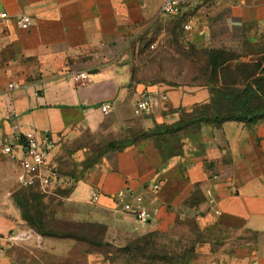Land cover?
Masks as SVG:
<instances>
[{
  "label": "crops",
  "instance_id": "0c3cea01",
  "mask_svg": "<svg viewBox=\"0 0 264 264\" xmlns=\"http://www.w3.org/2000/svg\"><path fill=\"white\" fill-rule=\"evenodd\" d=\"M163 2L0 0V15H6L0 18V149L12 147L18 176L19 139H47L48 163L60 177L51 195L60 200L56 220L99 225L118 236L171 234L181 226L183 235L187 229L193 240L205 238L195 240L189 264H264V120L202 125L180 135L175 154L160 152L151 140L97 154L85 142L101 131L103 105H112L110 118H135L133 106L148 86L162 90L167 101L139 118L146 130L179 122L223 86L207 81L210 68L179 87L133 79L129 43L161 17ZM21 15L31 19L29 30L19 28ZM182 15L191 26L182 35L187 46L231 56L222 67L230 73L232 64L251 62V48L264 40V0H186ZM80 72L85 80L67 79ZM11 82L19 88L9 90ZM245 85L239 79L234 88ZM137 195L147 209H157L150 224L122 211ZM1 197L12 202L7 193ZM9 215L0 213L7 229ZM239 236L247 240L215 246L220 237Z\"/></svg>",
  "mask_w": 264,
  "mask_h": 264
},
{
  "label": "rangeland",
  "instance_id": "374dc122",
  "mask_svg": "<svg viewBox=\"0 0 264 264\" xmlns=\"http://www.w3.org/2000/svg\"><path fill=\"white\" fill-rule=\"evenodd\" d=\"M184 24L185 15H181L179 18L161 16L155 20L151 28H144L141 33L131 40V43H129L132 54L131 69L135 81L147 80L143 83H147V85L163 83L172 87H179L185 81H196L197 75L206 71L205 54L192 50L182 37L185 34L182 29ZM250 53L253 55L251 62H241L239 66L232 64L230 68L234 71L231 72L234 73L237 68H240V71L236 72L244 77L246 72L252 70H246L242 65H252L257 61H263L264 40L251 48ZM186 114H188L187 111L181 116ZM158 126L162 127L146 130L143 128L142 119H139V117L110 118L107 116L99 135L93 140L87 139L85 142L92 144L93 152L97 154L108 147L139 144L146 135L148 136L154 131H158V134L162 136L166 135L167 131H172L169 125L161 124ZM174 138L173 136L164 137V141L170 142L171 140L170 144L177 146V144L174 145L176 141H173ZM179 142L181 141L179 140ZM18 177L14 159L10 157L0 159V213L6 214L7 212V214H10V224H12L11 229H7L5 226L8 223L0 218V264L185 263L184 256L181 254L182 249L189 246L194 238L187 235V229H185V235H183L181 226L171 234L157 232L147 234L150 235V239L144 240L148 243L154 242L156 245L160 244L168 248V251H166L160 246L156 252H151L150 249H146V246L141 247L138 244V241L143 240L147 235L118 236L108 233L105 228L99 225L56 220L54 210L59 205L60 200L55 201L51 195L45 194H42L44 197L37 195L39 200L36 204H39L43 216V224L37 229H41L43 233L53 232L55 235H58L56 232H62L67 236L47 237L41 235L36 228L29 227L21 218L22 211L17 203L23 196L30 200L36 193L21 187L18 183ZM6 193L12 197V202L1 197ZM17 213L19 217L15 215ZM30 216L33 217L34 213H31ZM188 227L193 231V234H196V229L192 224H189ZM22 233L27 235L28 239L26 241L14 240L16 235ZM156 238H158V241H156ZM199 240L204 241L205 238L198 237ZM245 240L247 238L241 236L220 237L215 242V246L218 247L222 244L239 245ZM172 253L181 256L179 260L175 259Z\"/></svg>",
  "mask_w": 264,
  "mask_h": 264
},
{
  "label": "trees",
  "instance_id": "16d2710c",
  "mask_svg": "<svg viewBox=\"0 0 264 264\" xmlns=\"http://www.w3.org/2000/svg\"><path fill=\"white\" fill-rule=\"evenodd\" d=\"M203 53L206 56V60L204 61L207 65L206 71L208 70V68H210V76L207 81L217 84L220 81L223 86L213 91V97L208 104L195 107L193 110L187 112L188 114H186L185 116H181L179 122L173 125H169L172 127H170V129H172L171 132L167 131L165 133L166 135L162 136L158 134V131H154L151 132V134H149L148 136H145L143 141L151 140L155 147L160 150V152H167V150H171L170 153L172 154L178 153L181 146V142H179V140L181 141L180 135L189 132H197L202 125L208 124L218 127L221 124L230 121L244 124H254L258 121L264 120V60L257 61L252 65H242L244 69L252 70L251 72H246V75L244 74L245 76L243 77L236 72L240 71V68H237L234 73H230L228 71V68H222L226 63L232 60L231 56L221 52ZM218 71H220L219 74ZM239 79H242L244 82H246V85L242 89L234 88ZM159 127L162 126L156 125L154 128L158 129ZM172 136L175 137L173 141L176 140L174 145L177 144V146H172L170 144L171 140L170 142H168L167 140L164 141V137ZM136 144H129L122 147H108L103 151V153L108 150H120ZM170 153L167 154V157L169 158L172 157ZM98 157L99 156L96 155L91 159V161H95L96 159H98ZM25 189L34 191L36 195H34L30 200L23 196L17 203V205H19L22 211V220L26 222L29 227L37 229V227H40L43 224V216L39 204H36V202L39 200V196L43 195L37 188L30 187ZM31 213H34L33 217L30 216ZM37 231L41 235H45L47 237L67 236V234L62 232H56V234L58 235H55V233L53 232L43 233L41 229H37ZM145 237L146 238H143V240L140 239L141 241H138L139 246H146V249H150L151 252H156L157 248L161 245L157 244V246L154 242L148 243V241L144 239H150V235H147ZM156 239V241H158V238ZM196 239L198 240V237H196ZM195 240H192L189 246H185V248L182 249L181 254L184 256V264H189V261L194 253V244L196 242ZM161 247L168 251L167 247L163 245ZM173 256L177 260H179V258L181 257L179 255L176 256L175 253L173 254Z\"/></svg>",
  "mask_w": 264,
  "mask_h": 264
},
{
  "label": "built area",
  "instance_id": "2783aa9c",
  "mask_svg": "<svg viewBox=\"0 0 264 264\" xmlns=\"http://www.w3.org/2000/svg\"><path fill=\"white\" fill-rule=\"evenodd\" d=\"M186 0H164L160 14L163 17H180ZM1 19L6 18L5 14L0 15ZM17 24L21 30H29L32 21L29 17L21 15L17 18ZM182 29L185 32L191 30L189 24H184ZM87 78L86 73H71L67 76L71 82H79ZM16 83L8 84L9 90L18 89ZM167 101L166 94L156 86H148L139 95V99L133 106V115L135 117H144L152 113V111ZM112 112V105L105 104L100 108L103 117H107ZM21 145L22 157L20 159L21 174L18 177V183L23 188H37L40 193L45 195H53L59 189L60 177L54 167L48 163V153L50 150L49 142L46 138L38 139L37 137H27L24 140L19 139ZM0 154L6 157H12V147L5 145L0 149ZM159 189L158 185L152 187L155 192ZM210 197V193H207ZM121 197V195H119ZM97 200V197L94 198ZM122 211L128 214L136 223L146 225L155 220L157 209H147L143 204L142 196H135L133 201L122 205ZM28 239L25 234H18L14 238L16 241H26Z\"/></svg>",
  "mask_w": 264,
  "mask_h": 264
}]
</instances>
